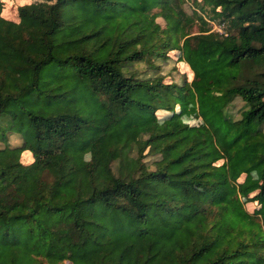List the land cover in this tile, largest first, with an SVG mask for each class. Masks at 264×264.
Returning a JSON list of instances; mask_svg holds the SVG:
<instances>
[{
    "label": "trees",
    "instance_id": "1",
    "mask_svg": "<svg viewBox=\"0 0 264 264\" xmlns=\"http://www.w3.org/2000/svg\"><path fill=\"white\" fill-rule=\"evenodd\" d=\"M10 6L0 264H264V0ZM171 56L191 81L135 67Z\"/></svg>",
    "mask_w": 264,
    "mask_h": 264
},
{
    "label": "rangeland",
    "instance_id": "2",
    "mask_svg": "<svg viewBox=\"0 0 264 264\" xmlns=\"http://www.w3.org/2000/svg\"><path fill=\"white\" fill-rule=\"evenodd\" d=\"M3 1H5V8L11 4L10 10L8 12L5 11V8L3 9L4 17L18 22L20 21L18 7L20 5L29 4L33 0H28V1L27 0L26 1L12 0V3L10 2L11 0L10 1L3 0ZM198 1H201V0H198ZM184 7L190 14L196 8L195 5L192 3V1L191 2L187 1ZM157 20L162 24V26H165V20L162 17H159ZM211 21L212 22H210V25H209L211 30L219 31L220 25L218 23V20L216 21L211 20ZM197 30H198V26H195L194 31H197ZM169 55H173V54L169 53ZM156 63H157V66L150 67L146 63L141 62V63H136L135 67L138 69V71H141V73L144 76H147V77L163 76L164 78L163 80L168 83L175 81L179 84H182L186 80L191 81L194 77V74L192 73L190 67L181 68L183 66H181L180 63H178V61L176 60V58L172 56L169 59L163 58L162 60H159ZM80 104L84 105L85 109L89 110L88 112H93L95 114L94 111L97 110L96 109L97 104H94L90 100H81ZM245 108H246L245 102L241 98L238 97L229 105V107L227 108V112L229 113L231 117L235 119H239L241 118L242 111ZM10 140L14 142L17 141L16 138L12 135L10 136ZM0 145H2L1 142H0ZM242 179L245 180L244 177ZM254 195H255V192H253L251 189L248 190L247 195H244V198L247 200L245 203H246V207L249 212H254L256 207H258V204H257L258 201L251 200Z\"/></svg>",
    "mask_w": 264,
    "mask_h": 264
}]
</instances>
